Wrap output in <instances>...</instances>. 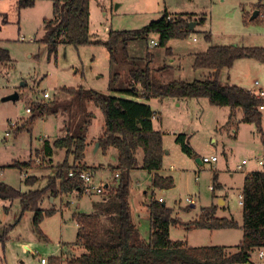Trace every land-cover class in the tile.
Instances as JSON below:
<instances>
[{
    "label": "rangeland",
    "instance_id": "obj_1",
    "mask_svg": "<svg viewBox=\"0 0 264 264\" xmlns=\"http://www.w3.org/2000/svg\"><path fill=\"white\" fill-rule=\"evenodd\" d=\"M52 1L39 0L33 8L18 11L17 0H0V48L8 52L10 59L8 63H0V182L21 193L46 189L48 180L55 176V170L65 159L63 151L53 153L52 160H44L37 151L43 141L51 145L65 135L66 115L59 111L56 115L47 113L40 117L36 113L30 122L27 108L32 110L42 102L56 106L69 102L70 97L62 89L84 88L123 100H138L122 93L130 89L128 71L133 67L148 68L162 83L205 81L214 74L193 69L195 54L215 46L264 48V0H91V41H107L110 31L139 30L160 20L164 13L172 18L191 16L194 21H204L201 25L191 22L196 25L189 30V35L170 39L165 48H149L150 41L158 42L156 35L149 36L148 41L129 43L127 63L120 67L110 66L103 46L59 45L56 55H49L40 41L44 34L43 22L53 17ZM255 12L259 16L251 20ZM238 61L224 70L220 78L218 75L221 85L250 91L257 82V87L264 89V65L254 60ZM15 93L19 97L17 101H2ZM43 93L49 95L47 100H42ZM152 100L159 99L141 103L148 106ZM162 100L165 114L161 123L154 122L153 127L162 135V176H171L174 186L169 190L150 189L147 172H131V201L140 234L148 240L149 221L146 212L136 203H149L153 192L156 199L162 197L166 207L173 210V217L184 224L196 220L202 209L214 205L216 218L233 220L239 227L224 231L171 227V241H180L192 248L225 247L234 253L242 238L238 198L244 179L249 173L263 169L256 159L262 157L264 161V111L261 134L255 124L242 122L239 111L210 106L206 99L181 100L183 104L178 109L172 104L176 100ZM86 107L94 119L86 135L88 147L82 164L94 171L95 183L102 180L113 187L114 175L109 168L116 166L117 151L108 149L103 154L98 148L94 153L95 142L104 132V121L92 103ZM178 135H186L192 157L182 152L175 142ZM211 156L217 158L214 165L201 166L196 162ZM243 160L248 164L239 170ZM28 161L36 168L15 167ZM68 163L71 165L72 160ZM28 178L35 183L26 185ZM49 198L44 196L39 208L53 210L54 214L42 220L40 235L33 229L32 213L25 212L20 218L18 201L11 204L0 201V264H48L51 257H62L64 261L83 253L74 246L77 229L71 217L74 213H94L92 203L99 200L98 196L70 193ZM259 252L264 253V249L252 253L247 264H264V258L258 257Z\"/></svg>",
    "mask_w": 264,
    "mask_h": 264
},
{
    "label": "trees",
    "instance_id": "obj_2",
    "mask_svg": "<svg viewBox=\"0 0 264 264\" xmlns=\"http://www.w3.org/2000/svg\"><path fill=\"white\" fill-rule=\"evenodd\" d=\"M37 1L39 0H17V9L21 11L33 8ZM90 1H52L53 17L43 22L44 34L40 41V44L47 47L49 55H56L59 45L74 48L103 46L108 53L110 66L120 67L127 63L129 43L148 41L149 36L156 35L157 47L165 48L170 39H182L189 35V23L201 25L204 21H194L191 16L172 18L164 13L160 20L139 30L110 31L107 41H91ZM255 8L258 10L260 6ZM237 60H254L264 65V48L215 46L195 54L193 69L214 73L212 78L205 81L162 83L148 68L133 67L128 71L130 89L122 93L143 101L206 99L210 106L239 111L242 122L255 124L262 134V111H259V107L264 106V100L257 99L254 92L236 86H223L218 80L219 73L229 70ZM8 62V52L0 48V63ZM61 92L71 100L58 106L46 101L38 103L30 109L29 120L32 122L36 113L40 117L47 113L56 115L59 111L66 115L65 135L54 140L51 145L43 141L41 150L45 157L51 156L52 150L63 151V163L57 167L55 176L48 180L46 189L42 191L21 193L0 182V201L10 204L18 201L20 218L25 212L32 213L33 229L40 235V223L45 217L54 214L53 210L44 211L39 208L44 196L48 194L54 199L62 194H83L84 188L78 179V173L89 169L82 164L88 147L86 135L94 119L86 107L89 103L101 112L104 121V132L95 143L103 154L108 149L117 151L116 166L110 167L109 171L113 175L117 174L118 178H113V187L107 185L105 192L98 196L99 200L92 204L94 213L72 214L71 220L77 229L74 246L79 247L83 253L64 261L62 257H51L48 264H247L252 253L264 249V167L260 171L249 173L244 179L241 193L242 238L234 253H229L225 247L192 248L183 242L171 241V227L208 231L239 227L233 220L216 218L217 207L214 205L202 209L196 220L184 224L173 217L172 209L157 202L153 192L149 203H136L148 215L149 237L144 240L136 224L135 209L131 201V172L141 170L151 174V186L154 190H169L174 186L171 177L158 174L162 168L164 151L162 135L153 128L152 123V118L157 117V113L136 100L114 98L94 90L78 88L62 89ZM175 142L180 145L182 152L192 157L186 135H178ZM70 159L71 165L68 163ZM15 167L19 170L36 168L32 161ZM70 172L73 177H69ZM33 180L28 178L24 183L32 185L35 183Z\"/></svg>",
    "mask_w": 264,
    "mask_h": 264
},
{
    "label": "built area",
    "instance_id": "obj_3",
    "mask_svg": "<svg viewBox=\"0 0 264 264\" xmlns=\"http://www.w3.org/2000/svg\"><path fill=\"white\" fill-rule=\"evenodd\" d=\"M149 47H157V42H153L150 41L149 42ZM254 86L256 87V90L254 91V95L256 96L257 99L260 100H264V89L261 87H257L258 83L255 82ZM49 98V95L47 93H43L42 94V100H47ZM39 102V101H37ZM264 110V106L259 107V111H263ZM25 112L27 114H30V108H27L25 110ZM157 119V117H153L152 121ZM9 126L11 128H15V125L10 123ZM6 136L8 135L7 133L5 134ZM217 162V158L216 157H210V158H204L201 160V163L203 165H214ZM256 163L259 167H264V161L262 157H259L256 159ZM248 164V161H241L240 165L238 166V169L240 170L242 167H244L245 165ZM69 177H73L72 172L69 173ZM114 178H118V175H114ZM78 179L82 182V186L84 188V192L83 194H90V195H102L105 192V188L107 187V183L104 182H98L95 183V174L94 171L91 170H81L78 173ZM210 190H212V188H210ZM238 205L241 207L242 206V196H239L238 198ZM160 203H162V200L159 201ZM187 202H190L189 200H187ZM191 203V202H190ZM258 257L260 259L264 258V253L263 252H259Z\"/></svg>",
    "mask_w": 264,
    "mask_h": 264
},
{
    "label": "crops",
    "instance_id": "obj_4",
    "mask_svg": "<svg viewBox=\"0 0 264 264\" xmlns=\"http://www.w3.org/2000/svg\"><path fill=\"white\" fill-rule=\"evenodd\" d=\"M195 24V23H194ZM196 25V24H195ZM150 48V47H149ZM240 61H242V60H239L238 62H240ZM236 63V62H235ZM224 70H222L220 73H219V78H220V74H222V72H223ZM196 72H198V73H200L201 71H196ZM213 73V72H212ZM194 74H196L195 73V71H194ZM214 74V73H213ZM212 77V76H211ZM220 80V79H219ZM253 90V91H252ZM252 90H250L251 92H254L255 90H256V88L254 87V89H252ZM130 100H134V99H130ZM169 100H172V99H169ZM173 100H176V99H173ZM137 102H141V101H143V100H141V99H138V100H136ZM148 106H149V108L152 110V112H154V113H157V119H155V120H153L152 121V123L154 124V122H159V123H161V121L163 120V115L165 114V111H164V108H163V106L165 105V103H164V100H152V101H149L148 103ZM172 104H174L175 105V107L174 108H176V109H178V108H180L181 107V105L183 104L182 103V101L181 100H176V101H174ZM264 111V110H263ZM165 117V116H164ZM154 128V127H153ZM48 142V141H47ZM49 145H50V143H48ZM95 145V144H94ZM93 145V146H94ZM92 146V147H93ZM42 145H41V147H40V149H39V151H37V152H41V150H42ZM36 152V153H37ZM56 151H54V150H52L51 151V156H52V154L53 153H55ZM98 153V152H97ZM41 154H42V152H41ZM97 155V154H96ZM42 156H43V158H44V160L46 159V160H52L51 159V156H47V157H45L43 154H42ZM211 157H215V156H211ZM202 159H204V158H202ZM200 161V160H199ZM201 162V161H200ZM201 166H203V164L201 163ZM256 171H258V170H256ZM160 176H162L163 175V172H162V170H160L159 171V173H158ZM148 175V177L150 178V181H151V174H147ZM162 177H171V176H162ZM99 182H102V180H100ZM105 183H107V182H105ZM107 185H108V183H107ZM8 186V185H7ZM152 188V186L150 187V189ZM152 191V190H151ZM211 192H213L212 190H211ZM147 193V192H146ZM146 193H144L145 195H146ZM77 194V193H76ZM82 195H87V196H91L90 194H82ZM45 197H47V199L49 198V195L47 194ZM50 199V198H49ZM158 199H161L162 200V203H164V200H163V198L162 197H158L157 198V200ZM61 202V201H60ZM50 203L52 204V201L50 200ZM193 202L191 201V204H192ZM93 204V203H92ZM165 204V203H164ZM93 206V205H92ZM166 206V205H165ZM191 207H193V205H191ZM93 209V208H92Z\"/></svg>",
    "mask_w": 264,
    "mask_h": 264
},
{
    "label": "water",
    "instance_id": "obj_5",
    "mask_svg": "<svg viewBox=\"0 0 264 264\" xmlns=\"http://www.w3.org/2000/svg\"><path fill=\"white\" fill-rule=\"evenodd\" d=\"M257 15H258V12H255V13L253 14V16L251 17V20H253L254 18H256ZM194 26H195L194 23H189V30L191 31V30L194 28ZM18 99H19V97H18V95L15 93V94H13V95H11V96H9V97L4 98L2 101H3V102H8V101L15 102V101H17ZM97 149H98V144H96V146H95V150H94L95 152H94V153H96ZM196 162L198 163V165H201V162H200L199 160H197ZM164 205H165V204L162 203V206H164Z\"/></svg>",
    "mask_w": 264,
    "mask_h": 264
}]
</instances>
